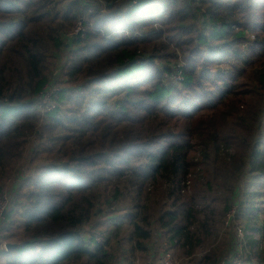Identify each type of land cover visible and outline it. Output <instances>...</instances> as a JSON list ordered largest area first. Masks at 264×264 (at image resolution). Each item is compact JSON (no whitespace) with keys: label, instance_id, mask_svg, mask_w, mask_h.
<instances>
[{"label":"trees","instance_id":"1","mask_svg":"<svg viewBox=\"0 0 264 264\" xmlns=\"http://www.w3.org/2000/svg\"><path fill=\"white\" fill-rule=\"evenodd\" d=\"M132 1L0 0V264H154V238L235 264L264 235V0Z\"/></svg>","mask_w":264,"mask_h":264},{"label":"rangeland","instance_id":"2","mask_svg":"<svg viewBox=\"0 0 264 264\" xmlns=\"http://www.w3.org/2000/svg\"><path fill=\"white\" fill-rule=\"evenodd\" d=\"M120 10H121V12H123L124 11L123 7H121ZM101 12H103V10ZM72 32L69 33V35H71ZM68 38H70V37H68ZM64 63H65V58L63 57V59L60 62H58L57 70H61L63 65H64ZM48 89L49 90H54L55 88L53 86L52 88H48ZM47 93H50V92H47ZM43 99H45V98L41 97V95L38 98L39 102L43 101ZM31 144H32V147L35 146L36 141L35 140H33V141L31 140ZM26 154L27 153H25V155L23 156L22 160L20 161V164H18V166H17V167H20V169H19V173L21 174L20 175V179H22L24 177L25 178L29 177V174H31V172H33L32 169H34L35 167H40V165L42 164L41 161H37V160H34L33 162H31V160L28 158L29 155H26ZM7 180H5V184H0V187H2V190L0 191V193L6 192L7 193V197L9 198L8 191L10 189L11 182H9V179H7ZM19 188H20V186H17V189H16L17 194L15 196H18L19 194L23 193V192H20L18 190ZM24 190H26V189H24ZM108 192H110V190ZM257 202H258V204H260L259 200H257ZM253 203L256 205L255 202H253ZM128 208H129V201L128 202L126 201V202L115 203L110 208V210L105 212L103 218L100 221H109L110 219H116V218H118L120 216H123L125 213H127V209ZM231 210L234 212L235 211V207H231L230 211ZM233 212L229 213V222L232 220ZM254 212L257 215L256 222L264 223V206H262V204H260V206H258V208L255 209ZM227 220H228V215L226 216L225 226H226ZM93 227H96V222H94V221L91 222V224L86 227V231H91L92 230V231H94V234L96 235L99 231H98L97 228L93 230ZM238 229L239 228H237L235 230L236 233H237L235 235V239H236L237 244L239 243L237 245V253H238V255H236L234 257L233 262L235 264H242L240 259H241V257L243 259L244 254H245L252 261V262L251 261L246 262V264H258V261H259L260 258L259 259L254 258L252 253H254V252L257 253V251H259V254L261 255V252L263 250V245H264V235L262 237H260V233L257 232V231H253V230H249V229H247L246 231H243V229H240L241 231H238ZM237 231L239 232V234H238ZM247 235H248V237H250L251 241H248V240L244 239V237L247 236ZM154 239L157 241V248H156L157 249V253H156V259L154 260V264H165V259L169 255H170L169 258H170V261L172 262V264H190L187 259H177L176 256H174L175 253H177L175 249H173V251H172L171 249L168 248L166 252L161 253L162 251H164L166 249V247L168 245L166 244V242L161 243L160 242L161 239L160 240H158L156 238H154ZM223 239H224V233L221 230V232L219 234V237H218V240L216 242L214 241L213 243H211V242L210 243L213 244V247L217 248L218 245H220L223 242ZM249 243H253V249L250 247V245H247ZM250 249H252L253 252L250 253ZM228 253H230V251ZM196 256H200V253L198 252L196 254ZM253 262H255V263H253ZM150 264H151V262H150Z\"/></svg>","mask_w":264,"mask_h":264},{"label":"built area","instance_id":"3","mask_svg":"<svg viewBox=\"0 0 264 264\" xmlns=\"http://www.w3.org/2000/svg\"><path fill=\"white\" fill-rule=\"evenodd\" d=\"M134 1L135 0H133L132 2H134ZM83 33H84V29H83L81 21H79L77 23L75 29L73 30L72 34L69 35V37H71V38L72 37L77 38L78 36L83 37L84 36ZM55 90H57V89L55 88L54 90H49L48 88H44V91L42 93H40L41 97H43L45 99H43V101L39 102V105L42 109H44L47 112L54 110V108L56 106V103H55V99H56L55 95L56 94L54 93ZM47 92H50V93H47ZM8 196L10 197L9 192H8ZM8 203H9V198L7 197V193L6 192L0 193V226H1V222L4 219V214H5V211L7 209ZM232 212L233 211L231 210L229 213H232ZM228 218H229V214H228ZM238 231H241V230L238 229ZM238 234H239V232H238ZM0 250L7 251V244L5 242H2V241L0 242ZM169 256L166 257L165 264H172Z\"/></svg>","mask_w":264,"mask_h":264},{"label":"water","instance_id":"4","mask_svg":"<svg viewBox=\"0 0 264 264\" xmlns=\"http://www.w3.org/2000/svg\"><path fill=\"white\" fill-rule=\"evenodd\" d=\"M11 248V245H7V251Z\"/></svg>","mask_w":264,"mask_h":264},{"label":"bare ground","instance_id":"5","mask_svg":"<svg viewBox=\"0 0 264 264\" xmlns=\"http://www.w3.org/2000/svg\"><path fill=\"white\" fill-rule=\"evenodd\" d=\"M83 26V25H82ZM83 29L85 30V27L83 26ZM180 74V73H179Z\"/></svg>","mask_w":264,"mask_h":264}]
</instances>
